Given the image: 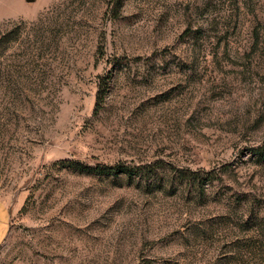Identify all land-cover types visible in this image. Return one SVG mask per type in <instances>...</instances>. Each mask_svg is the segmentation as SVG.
<instances>
[{"label": "rangeland", "instance_id": "374dc122", "mask_svg": "<svg viewBox=\"0 0 264 264\" xmlns=\"http://www.w3.org/2000/svg\"><path fill=\"white\" fill-rule=\"evenodd\" d=\"M263 145L264 0H0V264H264Z\"/></svg>", "mask_w": 264, "mask_h": 264}, {"label": "trees", "instance_id": "16d2710c", "mask_svg": "<svg viewBox=\"0 0 264 264\" xmlns=\"http://www.w3.org/2000/svg\"><path fill=\"white\" fill-rule=\"evenodd\" d=\"M252 152L257 155V157L259 158H264V145L262 147H259L257 149H253ZM76 168L79 169V170H84V171H94V169H91V168H86V169H83L84 167H81V166H78L76 165ZM108 170H111V169H102L100 170L99 172L103 173V172H107ZM98 171V170H97ZM126 173H128V171L126 170L125 171Z\"/></svg>", "mask_w": 264, "mask_h": 264}, {"label": "crops", "instance_id": "0c3cea01", "mask_svg": "<svg viewBox=\"0 0 264 264\" xmlns=\"http://www.w3.org/2000/svg\"><path fill=\"white\" fill-rule=\"evenodd\" d=\"M4 207H5V209H7V210L9 211V213H10V215H9V220H10V216L12 215V211H11V209H9L7 206L4 205ZM8 225H9V224H8Z\"/></svg>", "mask_w": 264, "mask_h": 264}]
</instances>
